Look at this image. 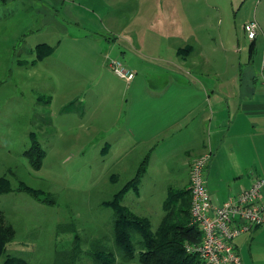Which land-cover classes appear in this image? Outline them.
Segmentation results:
<instances>
[{
    "label": "crops",
    "instance_id": "obj_1",
    "mask_svg": "<svg viewBox=\"0 0 264 264\" xmlns=\"http://www.w3.org/2000/svg\"><path fill=\"white\" fill-rule=\"evenodd\" d=\"M39 2L42 1L0 0V36L29 39L46 33L44 21L35 31L26 33L28 30L24 27L28 21H23L20 15L30 6L33 9L39 6ZM62 2L61 5L68 6L70 19L85 31V35L71 32L58 38L53 45L38 42L33 51V63L21 65L38 71L52 63V76L62 77L63 83L67 84L65 92L74 93V97L62 96V111L77 112L80 116L84 113L85 100L100 101V106L117 91L105 80L106 72L126 83L112 97L118 96L120 102L106 104L97 124L111 142L106 145V151H113L119 144L124 157L135 149L140 156L147 154V170L135 191L139 198L147 174L151 168L155 169L156 157L167 151L173 154L175 141L187 144L182 167L186 176L177 178L181 188L189 187L194 159L211 154L205 177L213 207L221 206L230 196L250 188L255 178L264 179V86L260 80L264 0H227L223 21L222 4L214 1L210 6L216 13L215 18L200 23L203 34L207 32L212 37L210 33H213V41L200 36L190 25L188 31H178L172 30V22H163V42L155 35L140 38L138 26L137 29H126L121 12L130 8L139 10L141 0L131 1L133 7L126 0ZM44 3L35 11L43 13ZM47 3L53 5L52 1ZM118 6L121 8L116 10ZM232 16L235 28L240 27L247 40L248 57L246 52L242 54L241 47L237 52L235 44H229V40L226 44L221 39V27H225V36L230 37ZM126 18L132 19L129 15ZM39 20L34 21L38 23ZM251 21L259 25L255 40L248 39L244 30V25ZM215 27L218 28L217 40ZM40 45L52 47L53 51L36 61V49ZM113 59L120 60L134 72L132 81H126L112 71L110 62ZM142 71L146 77L138 79ZM54 77L49 79L58 87L60 83L57 84ZM56 98L57 94L41 92L37 101L50 108ZM76 101L81 105H75ZM94 111L91 114H95ZM86 130L91 133V126L87 125ZM261 201H264V189ZM234 244L243 264H264V226L240 235Z\"/></svg>",
    "mask_w": 264,
    "mask_h": 264
},
{
    "label": "rangeland",
    "instance_id": "obj_2",
    "mask_svg": "<svg viewBox=\"0 0 264 264\" xmlns=\"http://www.w3.org/2000/svg\"><path fill=\"white\" fill-rule=\"evenodd\" d=\"M41 1H45L43 13L35 11V8L42 7V2H39V6L34 9L30 6L20 15L23 21H28L24 27L28 30L26 33L35 31L42 21L46 33L29 39L0 36V179L5 178L12 188L11 192L0 194V210L16 231L14 241L0 257V264H11L10 261L23 264L19 260L27 264H95L89 255L90 242L95 239L100 240L105 248L116 252L115 264H139L137 260L124 262L117 252L113 239L114 211L109 203L118 195L121 197L120 205L149 218L155 232L166 214V203L173 202V205H177L178 213L188 211L189 226H195L190 215V184L189 187L181 188L177 181L180 175L183 179L186 176L182 167L187 144L175 141L177 145L173 154L167 151L156 157L155 169L151 168L144 180L141 198L135 190L124 193L125 187L133 183L140 187L144 176L139 183L136 177L147 154L140 156L138 149H135L124 157L119 144L113 151H106V145L111 142L101 133L97 120L104 113L106 104L120 102L118 96L112 97L126 83L106 72L105 80L117 89L109 101L99 106L100 101L85 100L81 116L77 112H63L62 96L66 94L74 97V93L65 92L67 84L63 83L62 77L52 76V63L38 71L21 64L27 66L33 63V51L38 42L53 45L71 32L85 35V31L70 19L68 6L61 5L64 0ZM47 1H52L53 5L48 6ZM126 1L133 7V0ZM214 1L222 4L223 21L226 18L227 0H141L139 10H123L120 16L126 29H137L138 26L142 39L155 35L159 42H163L165 36L161 23L172 22V30L188 31L190 25L200 36L213 41V33H210L212 37L207 32L203 34L200 23L215 18L216 13L210 6ZM119 8L121 6L116 10ZM127 14L134 20L127 19ZM36 18L40 19L38 23L34 21ZM230 22L229 39L224 34L225 27H221V39L226 44L228 40L229 44H235L237 52L241 47L242 54L246 52L248 57L243 30L235 28L233 16ZM217 29L215 27V40L218 39ZM12 30L15 31V28ZM213 45H210L211 48ZM258 52L260 55V47ZM143 72L139 73L138 79L146 77ZM50 77H54L61 87H56ZM41 92L53 96L57 94L50 108L37 101ZM75 105L81 104L76 101ZM93 110L95 114H91ZM87 125L91 126V133L87 132ZM34 141L39 142L46 152L40 170L34 169L25 156L34 147ZM166 160L169 162L165 163ZM23 184L39 190L47 199H55V204L50 206L40 203L29 194L19 191ZM183 203L188 206L183 207ZM75 241L79 243L80 253L72 259L70 254Z\"/></svg>",
    "mask_w": 264,
    "mask_h": 264
},
{
    "label": "trees",
    "instance_id": "obj_3",
    "mask_svg": "<svg viewBox=\"0 0 264 264\" xmlns=\"http://www.w3.org/2000/svg\"><path fill=\"white\" fill-rule=\"evenodd\" d=\"M37 59L41 60L53 51L52 47L40 45L37 49ZM34 147L25 153L32 167L40 170L46 158V152L39 142L34 141ZM148 157L142 163L137 173L136 180L139 183L147 170ZM19 191L32 196L40 203L54 205L56 200L46 198L39 190L22 185ZM139 185L132 184L125 187L124 193L138 191ZM12 191L9 181L0 179V194ZM121 197L115 195L109 206L114 211L113 239L124 262L137 260L139 264H202L198 255L189 253L186 245H194L201 241L202 233L197 226H189L188 211H177V205L171 202L165 205V216L163 217L157 231H153L149 218L139 216L127 207L120 205ZM182 206H188L183 203ZM191 208V207H190ZM70 230V229H69ZM16 231L0 210V257L6 253L7 246L14 241ZM89 255L95 264H115L116 252L103 246L100 240L90 242ZM80 253L79 243L75 241L71 250V257L74 259ZM66 255L68 252L65 253ZM58 256V255H57ZM23 264L26 262L19 260ZM11 264H15L10 261Z\"/></svg>",
    "mask_w": 264,
    "mask_h": 264
},
{
    "label": "built area",
    "instance_id": "obj_4",
    "mask_svg": "<svg viewBox=\"0 0 264 264\" xmlns=\"http://www.w3.org/2000/svg\"><path fill=\"white\" fill-rule=\"evenodd\" d=\"M258 28L256 21L244 25L248 39H256ZM110 67L118 77L128 82L135 77L134 72L119 60H111ZM260 80L264 86V48ZM210 158V153L202 154L191 165L190 215L202 233V239L187 246V251L198 255L202 264H243L234 242L240 235L264 226V201H261L264 179L255 178L250 188L230 196L221 206L213 207L205 177Z\"/></svg>",
    "mask_w": 264,
    "mask_h": 264
}]
</instances>
